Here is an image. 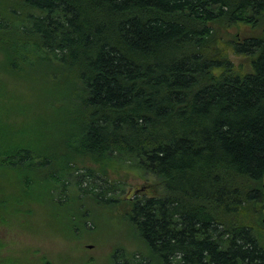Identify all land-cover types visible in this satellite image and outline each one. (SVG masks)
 <instances>
[{
  "label": "trees",
  "instance_id": "1",
  "mask_svg": "<svg viewBox=\"0 0 264 264\" xmlns=\"http://www.w3.org/2000/svg\"><path fill=\"white\" fill-rule=\"evenodd\" d=\"M0 71L45 82L54 116L24 144L0 90V264H51L20 247L51 204L76 236L127 225L114 264H264V0H0Z\"/></svg>",
  "mask_w": 264,
  "mask_h": 264
},
{
  "label": "rangeland",
  "instance_id": "2",
  "mask_svg": "<svg viewBox=\"0 0 264 264\" xmlns=\"http://www.w3.org/2000/svg\"><path fill=\"white\" fill-rule=\"evenodd\" d=\"M239 29L241 32H245L248 27L244 25L232 27L229 29V33H236ZM229 55L235 65H242L245 70L248 69L249 57L235 55L231 50H229ZM25 69L33 73V70H30L28 66ZM46 88L45 82H41L38 78L22 77L0 71V90L4 94V98L0 97V99L3 98L1 103L3 115L10 117L12 128L18 131L17 139L20 142H26L24 144L28 145L34 144L39 149H41V145H44V142L51 143V115L53 116V113L49 104L51 93ZM106 177L110 180H123L128 189L125 196L130 194L134 196L135 193L151 194L149 186L153 180H146L136 173L125 170L114 172L111 169ZM10 178L13 176L8 171L0 170V181L3 179V182L8 184ZM103 179L97 176H85L81 184L83 186L87 184L108 185ZM43 212V219L38 224L43 238L38 242V240L24 236L21 239L20 247H25L24 245L28 244L40 245L49 252L51 264H114L111 260L113 247L117 241L123 237L126 238V234L130 230L127 225L118 221L114 222L110 219L109 222L108 213L104 212L99 219V229L95 233L76 236L70 228L67 211L59 210L51 204V209L47 207ZM118 213H120L119 209L113 212L114 215H118ZM10 236L11 239H15L16 233L13 232ZM127 244L135 248L134 241H128ZM19 251L18 256L21 264H28L26 261V257L30 256L28 250L19 249Z\"/></svg>",
  "mask_w": 264,
  "mask_h": 264
}]
</instances>
